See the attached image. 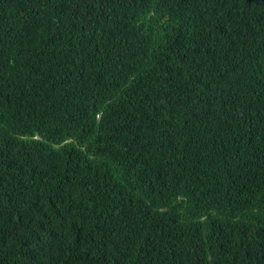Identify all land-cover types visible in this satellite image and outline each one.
Masks as SVG:
<instances>
[{"label": "trees", "instance_id": "1", "mask_svg": "<svg viewBox=\"0 0 264 264\" xmlns=\"http://www.w3.org/2000/svg\"><path fill=\"white\" fill-rule=\"evenodd\" d=\"M0 264H264V0H0Z\"/></svg>", "mask_w": 264, "mask_h": 264}, {"label": "clouds", "instance_id": "2", "mask_svg": "<svg viewBox=\"0 0 264 264\" xmlns=\"http://www.w3.org/2000/svg\"><path fill=\"white\" fill-rule=\"evenodd\" d=\"M2 231H10L6 228L0 227ZM19 252L17 249H3L0 251V261L1 262H13L16 260V255Z\"/></svg>", "mask_w": 264, "mask_h": 264}]
</instances>
